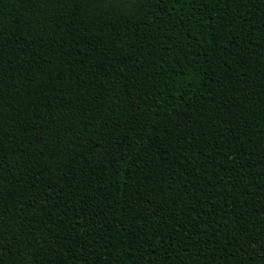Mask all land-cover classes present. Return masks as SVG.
Masks as SVG:
<instances>
[{"label": "trees", "instance_id": "obj_1", "mask_svg": "<svg viewBox=\"0 0 264 264\" xmlns=\"http://www.w3.org/2000/svg\"><path fill=\"white\" fill-rule=\"evenodd\" d=\"M0 264H264V0H0Z\"/></svg>", "mask_w": 264, "mask_h": 264}]
</instances>
